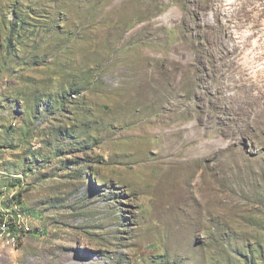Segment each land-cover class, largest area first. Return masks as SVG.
I'll return each mask as SVG.
<instances>
[{
	"label": "rangeland",
	"instance_id": "1",
	"mask_svg": "<svg viewBox=\"0 0 264 264\" xmlns=\"http://www.w3.org/2000/svg\"><path fill=\"white\" fill-rule=\"evenodd\" d=\"M0 208V264H264V0H0Z\"/></svg>",
	"mask_w": 264,
	"mask_h": 264
},
{
	"label": "bare ground",
	"instance_id": "2",
	"mask_svg": "<svg viewBox=\"0 0 264 264\" xmlns=\"http://www.w3.org/2000/svg\"><path fill=\"white\" fill-rule=\"evenodd\" d=\"M190 162L192 161H188L186 163H190ZM176 196H178V193L176 194ZM206 196L207 193L206 194L201 193L199 196L200 201H203L206 198ZM21 217L22 215L20 213H18L17 215L5 214V216H3L2 219H0V246L15 248L20 244L19 242H21L25 234L29 232V226L24 225V222H22ZM23 218L24 217H22V219Z\"/></svg>",
	"mask_w": 264,
	"mask_h": 264
},
{
	"label": "trees",
	"instance_id": "3",
	"mask_svg": "<svg viewBox=\"0 0 264 264\" xmlns=\"http://www.w3.org/2000/svg\"><path fill=\"white\" fill-rule=\"evenodd\" d=\"M17 198H18V197L16 196V197H15V200H16ZM10 214H11V213H10ZM4 215H5L4 210H2V209L0 208V219H2ZM31 231H32V230H31Z\"/></svg>",
	"mask_w": 264,
	"mask_h": 264
},
{
	"label": "built area",
	"instance_id": "4",
	"mask_svg": "<svg viewBox=\"0 0 264 264\" xmlns=\"http://www.w3.org/2000/svg\"><path fill=\"white\" fill-rule=\"evenodd\" d=\"M3 224V223H2Z\"/></svg>",
	"mask_w": 264,
	"mask_h": 264
}]
</instances>
